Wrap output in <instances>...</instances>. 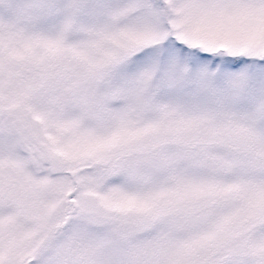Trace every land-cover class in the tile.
I'll return each mask as SVG.
<instances>
[{
    "label": "snow or ice",
    "instance_id": "6c2138e0",
    "mask_svg": "<svg viewBox=\"0 0 264 264\" xmlns=\"http://www.w3.org/2000/svg\"><path fill=\"white\" fill-rule=\"evenodd\" d=\"M0 264H264V0H0Z\"/></svg>",
    "mask_w": 264,
    "mask_h": 264
}]
</instances>
